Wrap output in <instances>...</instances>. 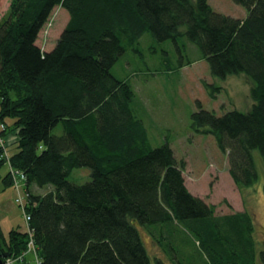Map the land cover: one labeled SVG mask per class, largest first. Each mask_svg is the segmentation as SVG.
Masks as SVG:
<instances>
[{"label": "trees", "instance_id": "16d2710c", "mask_svg": "<svg viewBox=\"0 0 264 264\" xmlns=\"http://www.w3.org/2000/svg\"><path fill=\"white\" fill-rule=\"evenodd\" d=\"M233 1L244 18L217 12L208 0H10L0 17V137L7 141L0 168L8 166L0 180L15 188L26 229L5 233L0 225V254L25 259L31 240L38 264H151L138 225H161L151 236L172 259L178 252L169 237L182 228L204 264H264L254 215H217L191 193L184 162L168 142L150 145L131 109V86L111 72L149 31L195 43L213 76L245 73L250 110L216 115L198 103L190 127L227 153L235 185L252 186L253 151L264 156V0ZM58 6L68 19L44 49L38 34ZM79 167L90 170L84 183L68 179Z\"/></svg>", "mask_w": 264, "mask_h": 264}, {"label": "rangeland", "instance_id": "374dc122", "mask_svg": "<svg viewBox=\"0 0 264 264\" xmlns=\"http://www.w3.org/2000/svg\"><path fill=\"white\" fill-rule=\"evenodd\" d=\"M9 2L0 0V17L6 13ZM208 2L217 12L235 18L247 15L246 9L233 0ZM67 19L68 12L64 8L58 6L53 9L48 22L38 34L37 41L42 48L53 46ZM184 28L181 27L182 30ZM189 61L191 63H187ZM181 63L187 64L181 66ZM111 72L131 86L134 93L131 109L142 121L150 145L157 147L168 142L175 158L184 162L183 175L189 191L213 204L217 215L250 211L256 222L257 247L264 248V156L257 150L253 151L257 180L252 186L240 188L228 172L227 153L218 148L213 135L196 133L190 127L191 114L198 109V103L216 115L232 109L243 112L250 110L254 103L250 94V78L245 73H232L225 78L213 76L195 43L185 36H178L176 42L171 39L157 40L149 31L143 33L138 42L118 58ZM211 91L215 93L213 96ZM60 131V126L54 130L55 133ZM7 171L8 166L4 164L0 168V176ZM89 174L87 167L74 168L68 179L84 183L89 180ZM32 190L44 193L49 188L39 190L34 187ZM15 196V188L12 185L4 187L0 180V225L5 233L10 227L26 229ZM161 228V225H138L151 264H177V261L182 264H204L207 261L193 235L182 228H178V234L169 237L178 258L167 257V251L164 252L151 236L152 233L158 236ZM164 247L167 250V239ZM25 253V259L16 260L13 257L16 261H12V264L37 263L33 256L34 248L30 251L27 248Z\"/></svg>", "mask_w": 264, "mask_h": 264}, {"label": "built area", "instance_id": "2783aa9c", "mask_svg": "<svg viewBox=\"0 0 264 264\" xmlns=\"http://www.w3.org/2000/svg\"><path fill=\"white\" fill-rule=\"evenodd\" d=\"M4 141L5 140L0 137V148H3L4 147ZM4 156L7 157V154H6V152H4V149H3V152L0 155V158L1 157H4ZM26 219H27V216H26ZM31 248H33V245H32V242L30 240L29 243H28V251H30ZM12 261H14L12 258H7L6 261H5V264H9V262H11V264H12ZM36 264H38V262Z\"/></svg>", "mask_w": 264, "mask_h": 264}, {"label": "water", "instance_id": "95a60500", "mask_svg": "<svg viewBox=\"0 0 264 264\" xmlns=\"http://www.w3.org/2000/svg\"><path fill=\"white\" fill-rule=\"evenodd\" d=\"M7 256L6 254H0V264H5L4 260L2 259V257Z\"/></svg>", "mask_w": 264, "mask_h": 264}, {"label": "crops", "instance_id": "0c3cea01", "mask_svg": "<svg viewBox=\"0 0 264 264\" xmlns=\"http://www.w3.org/2000/svg\"><path fill=\"white\" fill-rule=\"evenodd\" d=\"M183 174H184V172H183ZM185 179V178H184Z\"/></svg>", "mask_w": 264, "mask_h": 264}]
</instances>
